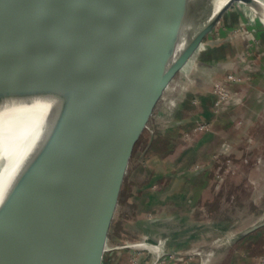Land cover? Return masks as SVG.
<instances>
[{"label": "water", "instance_id": "water-1", "mask_svg": "<svg viewBox=\"0 0 264 264\" xmlns=\"http://www.w3.org/2000/svg\"><path fill=\"white\" fill-rule=\"evenodd\" d=\"M239 1L262 13L256 0H227L212 15L209 6L200 22L212 0H0V102L33 87L25 97L45 101L47 112L17 179L20 218L2 264L102 263L131 157L158 101ZM162 222L177 223L170 216L139 225L161 243L167 232L154 231Z\"/></svg>", "mask_w": 264, "mask_h": 264}, {"label": "rangeland", "instance_id": "rangeland-1", "mask_svg": "<svg viewBox=\"0 0 264 264\" xmlns=\"http://www.w3.org/2000/svg\"><path fill=\"white\" fill-rule=\"evenodd\" d=\"M226 2L224 0L214 13ZM209 6L210 2L197 21L205 19ZM263 10L259 13L258 6L252 7L241 1L232 3L199 47L195 79L198 86L191 88L194 83L185 89V71L181 70L166 88L163 94L172 89V95H166L164 102L162 97L158 101L135 146L101 264H144L146 253L142 250L135 251L131 257L126 253L118 257L120 252L124 254L138 243L155 242L149 229L142 232L141 225L131 226L127 221L135 217L138 222L141 220L138 217L148 214L178 212L188 218L199 215L208 182L214 208L224 200L221 218L214 219L215 232L209 237L213 246H220L224 251L227 247L230 251L219 264H264V225L246 234V237L254 235L250 240H239L242 230L264 222ZM210 46L217 47L219 52L223 50L213 65L206 63L203 57ZM189 62H186L187 66ZM172 101L175 102L171 104ZM176 108L180 112L172 114V109ZM159 117L164 119L161 125ZM182 119L183 122L175 123ZM165 125L179 126L170 130L172 140H166L162 135ZM174 150L180 154L177 155L180 157H177L178 163L176 167L164 166V170H160L159 178L155 177L157 181L150 187L156 195L149 200L141 191L152 180L146 169L152 162L162 161L164 156L173 159ZM191 188L195 196L189 195ZM180 192L186 193L185 201L178 194ZM156 198L164 200L155 204ZM162 206L165 209H161ZM176 222L180 223L179 220ZM198 239L199 243L206 242L203 237ZM240 243L242 251L235 252ZM195 254L198 264H202L210 256L217 258L219 253L216 250L207 252L201 245ZM167 256L171 259L167 264H185L181 255L168 253Z\"/></svg>", "mask_w": 264, "mask_h": 264}, {"label": "bare ground", "instance_id": "bare-ground-1", "mask_svg": "<svg viewBox=\"0 0 264 264\" xmlns=\"http://www.w3.org/2000/svg\"><path fill=\"white\" fill-rule=\"evenodd\" d=\"M223 1L212 0L209 8L211 15L222 5ZM256 1L264 8V0ZM196 58L197 52L194 53L192 59L190 58L187 61L191 60L190 62L193 63L189 62L188 66L186 63L185 67L181 68V70L185 71L184 77L186 82L183 84L185 89H187L188 85L196 83L195 73L198 64ZM194 59L195 61H193ZM33 90V87H29L28 89L26 87L22 95L32 94L34 93ZM25 96L16 95L15 97H11V95H5L0 102V264H2L7 253L20 218L19 193H17L19 188L17 184H19L20 180L18 181L17 179L20 173L24 171L26 162L32 159L31 154L36 148L37 142L42 136L47 123L45 101L35 100L34 98L32 100V98L30 99ZM165 97L166 95L163 94L162 98L164 99ZM28 100H31V102H27ZM29 177H31L30 174ZM13 183L14 185L16 184L13 198L8 199L4 204V198L9 190L13 188ZM14 202L16 204L12 207ZM137 246L151 247L157 252V257L162 254L164 249V244L160 242L143 241L138 243Z\"/></svg>", "mask_w": 264, "mask_h": 264}, {"label": "crops", "instance_id": "crops-1", "mask_svg": "<svg viewBox=\"0 0 264 264\" xmlns=\"http://www.w3.org/2000/svg\"><path fill=\"white\" fill-rule=\"evenodd\" d=\"M199 50H200V48L196 50L197 54H198ZM197 58H198V56H197ZM195 85H197V83L192 85L191 88L194 89ZM172 91H173L172 89L169 90V93L166 91L168 93L166 95L167 96L172 95ZM167 96L164 99H162V101L166 100ZM172 111H173L172 114L175 113L176 115H177V113L180 112V110H178L177 108L176 109H172ZM163 115L166 116V114H164V113H163ZM175 116L173 115V117H175ZM163 122H164L163 117H159V122L158 123L161 125ZM181 122H183V119L180 120V121L179 120L175 121L176 124L181 123ZM170 125H172V124H170ZM170 125H165L164 126L165 129L162 132L163 133L162 135H163L164 139L166 138V140L167 139L168 140H172L173 136H171L170 130L173 131L174 128L179 127V126L170 127ZM167 131H169V132H167ZM173 152H174L173 159H168V158H165V156H164L162 158V161L152 162L153 164L148 169H146L147 170L146 172L149 175H151L152 180L147 182V184L145 186H143L141 191H143L142 193H144V195H147L146 197L149 198V200H150V198L152 196L156 195V192L153 190V188H150V187H152L151 183H155L157 181V178H155V177L158 176V178H159L158 174H160L159 173L160 170H162V169L164 170V166L173 165L174 167H176V165L178 163L176 160H177V157L180 156V154L178 152L176 154L175 150ZM154 156H156V155H154ZM178 158H180V157H178ZM178 160H180V159H178ZM193 182L195 184L196 181H193ZM194 187L196 188V186H194ZM192 188H191V193L189 191V195L190 196L194 195V194H192L193 193V189ZM210 188H211V186H210V184L208 182L206 190H205V193H204V196H203V198H204V204L203 205L204 206L201 209H198L200 211L199 215H194V216L191 215L188 218L186 215H183V214L178 213V212H174L173 214H162V215L148 214V215H144V216L138 217V218H141V220H138V222L136 221L137 218H135V217L132 218L131 220L127 221V222H130L131 226L132 225L140 226L139 222L149 220L148 218H150V219H152V218L162 219V218H167V217L173 216L175 221L176 220L180 221V223H178V222L177 223H173V225L168 224L167 222L158 223V229H155L154 232H156V231L167 232V236L161 242V243L164 244V249L162 251V254L159 255V257H157V252H155L151 247H139L137 245H136V247H134L132 249L125 250L124 254H122L120 252L118 254V257L125 256V253L130 256L135 251H137V250L141 251L142 250L144 252V254L146 253L145 257H144V260H143L144 264H167V262L169 260H171L169 258V256H167L168 253H176L179 256L180 255L183 256V259L185 260V262H184L185 264H187V263L188 264H198V262L196 261V257H195L196 256L195 250H196V248L198 246L204 245V248H205V250H207V252L209 250H211V251L216 250L219 254L217 255V258L211 257V256L209 257V259L206 258L205 259L206 262L203 261L202 264H219L223 259H225L226 252H230V251L227 250V247H226L225 251H224V248H222L220 246L215 248V246H213V243H211L212 239H209V237H212L214 232H215V230H214L215 229L214 219L215 218H219V219L221 218L220 213L223 210V206H224L223 201L224 200L220 201L219 203H217V207L214 208V205H213L212 200H211V197H212L213 194L211 195V193H209V192H212V191H210ZM178 194L181 195V198L184 199V201H185L186 193L185 192H180ZM189 195H188V199H189ZM163 200L164 199L159 200V199L156 198V199H154L153 202L154 203L155 202L159 203L160 201L163 202ZM158 203H155V204H158ZM161 209H165V208L162 206ZM223 225H221V226L223 227ZM219 226H220V224H219ZM141 227H142V232L146 231V228H145L144 224ZM244 230H242L239 233V236H240L239 240H241L242 238H244L246 236V234H242V232ZM149 235H152L151 231H149ZM255 236H256V234H255ZM202 237L206 239L205 240L206 242L203 243V244L198 242V240H199L198 238H202ZM247 239L248 238H244V240H247ZM152 241H155V240L153 239ZM150 242H151V240H150ZM241 249L242 248H241V243H240L238 248L234 249V251L235 252L236 251L237 252L238 251H242ZM222 251H224V252L222 253ZM158 258H159V260L162 258V260L159 262ZM165 261H166V263H163Z\"/></svg>", "mask_w": 264, "mask_h": 264}, {"label": "trees", "instance_id": "trees-1", "mask_svg": "<svg viewBox=\"0 0 264 264\" xmlns=\"http://www.w3.org/2000/svg\"><path fill=\"white\" fill-rule=\"evenodd\" d=\"M223 46L222 47H224V44H222ZM223 54V50H222V52L220 51H218V48L217 47H212V46H210L209 47V49H208V51H206L205 53H204V55L205 56H203L204 57V61L206 62V63H213V62H215L217 59H219V57H221V55ZM205 97V96H204ZM205 99H207V98H205ZM204 99V100H205ZM160 157V156H159ZM222 227V226H221ZM247 236V235H246ZM244 237V238H248V239H250V238H252L253 236L251 235V234H249V236L248 237Z\"/></svg>", "mask_w": 264, "mask_h": 264}, {"label": "built area", "instance_id": "built-area-1", "mask_svg": "<svg viewBox=\"0 0 264 264\" xmlns=\"http://www.w3.org/2000/svg\"><path fill=\"white\" fill-rule=\"evenodd\" d=\"M174 102H172L171 104H173ZM171 108V107H170Z\"/></svg>", "mask_w": 264, "mask_h": 264}]
</instances>
